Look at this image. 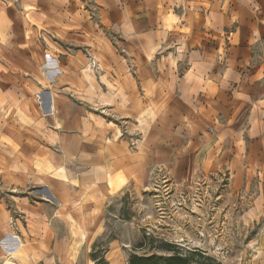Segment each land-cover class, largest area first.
Wrapping results in <instances>:
<instances>
[{
  "label": "crops",
  "instance_id": "1",
  "mask_svg": "<svg viewBox=\"0 0 264 264\" xmlns=\"http://www.w3.org/2000/svg\"><path fill=\"white\" fill-rule=\"evenodd\" d=\"M257 1L0 0V53L14 45L34 69L16 86L50 93L31 132L0 120V167L28 191L10 199L13 214L0 204V239L17 222L0 264H70L110 196L168 145L185 147L171 172L186 177L201 159L219 168L226 155L212 145L247 143L228 156L231 186L252 189L248 220L264 217V84L239 70L264 37ZM247 247L248 264H264V227Z\"/></svg>",
  "mask_w": 264,
  "mask_h": 264
},
{
  "label": "rangeland",
  "instance_id": "2",
  "mask_svg": "<svg viewBox=\"0 0 264 264\" xmlns=\"http://www.w3.org/2000/svg\"><path fill=\"white\" fill-rule=\"evenodd\" d=\"M258 3L264 20V0H258ZM12 33L9 32L10 36L15 35ZM9 47L12 52L9 57L0 53V120L10 117L9 120L16 125L15 130L24 126L31 132L30 116H43L42 97L50 93L47 90L38 92L26 84L20 91L16 83H27L26 77L33 76L29 72L34 69L26 55L14 49V45ZM252 53L255 59L239 70L253 69L252 76L262 79L264 84V37ZM22 72L29 73L24 75L26 79L22 80ZM32 103L34 108H31ZM20 115L27 117L25 123H19ZM129 142L134 144L132 140ZM246 144L226 141L212 145L218 149L215 153L226 155L219 168L205 171L201 159L199 169L186 177H177L171 172L177 154L185 147H162L160 151L164 159L161 163L147 162L140 177L137 175L123 190L110 196L101 229L90 234L86 246L76 250L70 264H127L131 253L142 254L151 250L133 249L143 233L173 242L184 250H199L221 264H248L251 250L247 244L264 227V217L255 221L247 219L252 208L253 191L249 189L244 193L231 186L233 175L228 163L232 150L239 145L244 152ZM10 178L8 171L0 167L1 211L13 214L16 210L10 205V199L28 191L10 187ZM261 182L264 185V173ZM33 189L36 194L42 193L39 187ZM17 218L21 219L18 215ZM5 223V228L11 232L6 230L3 233L2 247L15 245L16 239L15 218L10 216ZM57 264H62V260L57 259Z\"/></svg>",
  "mask_w": 264,
  "mask_h": 264
},
{
  "label": "trees",
  "instance_id": "3",
  "mask_svg": "<svg viewBox=\"0 0 264 264\" xmlns=\"http://www.w3.org/2000/svg\"><path fill=\"white\" fill-rule=\"evenodd\" d=\"M133 249L151 250L142 254L131 253L127 258V264H221L199 250H184L173 242L145 233Z\"/></svg>",
  "mask_w": 264,
  "mask_h": 264
},
{
  "label": "built area",
  "instance_id": "4",
  "mask_svg": "<svg viewBox=\"0 0 264 264\" xmlns=\"http://www.w3.org/2000/svg\"><path fill=\"white\" fill-rule=\"evenodd\" d=\"M90 65L95 67L96 69H100V66L98 64V60L95 59L93 56L90 58Z\"/></svg>",
  "mask_w": 264,
  "mask_h": 264
}]
</instances>
